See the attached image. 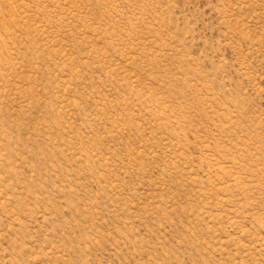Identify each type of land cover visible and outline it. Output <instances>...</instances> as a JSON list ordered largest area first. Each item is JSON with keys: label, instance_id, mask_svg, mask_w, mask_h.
I'll use <instances>...</instances> for the list:
<instances>
[{"label": "rangeland", "instance_id": "obj_1", "mask_svg": "<svg viewBox=\"0 0 264 264\" xmlns=\"http://www.w3.org/2000/svg\"><path fill=\"white\" fill-rule=\"evenodd\" d=\"M0 264H264V0H0Z\"/></svg>", "mask_w": 264, "mask_h": 264}]
</instances>
